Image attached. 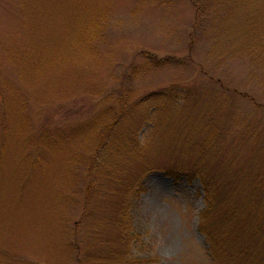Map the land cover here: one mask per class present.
Returning <instances> with one entry per match:
<instances>
[{"label": "rangeland", "instance_id": "obj_1", "mask_svg": "<svg viewBox=\"0 0 264 264\" xmlns=\"http://www.w3.org/2000/svg\"><path fill=\"white\" fill-rule=\"evenodd\" d=\"M220 2L201 20L195 0H0V264H74L67 222L86 234L82 223H95L91 240L113 242L110 207L133 177L136 249L156 264H216L199 232L203 178L238 202L262 196L251 170L264 174V0ZM126 90L123 132L144 154L119 182L100 180L84 222L87 177L72 163ZM155 93L171 94L159 102L172 123L138 125ZM73 129L74 140L45 148V133ZM202 132L197 155L169 143Z\"/></svg>", "mask_w": 264, "mask_h": 264}, {"label": "trees", "instance_id": "obj_2", "mask_svg": "<svg viewBox=\"0 0 264 264\" xmlns=\"http://www.w3.org/2000/svg\"><path fill=\"white\" fill-rule=\"evenodd\" d=\"M197 1V19L206 18V13L210 9L217 10L221 7L220 0L212 3L211 0ZM212 7V8H211ZM83 41V40H82ZM250 45H257L256 38ZM258 46V45H257ZM252 48V47H250ZM148 60L155 58L146 55ZM145 57V58H146ZM155 67L166 65L167 60L155 59L152 61ZM139 69H133L130 73L134 76ZM141 71V70H140ZM165 93V92H164ZM174 93V92H173ZM171 94L155 93L150 99L154 104V109L150 116H144L138 125L153 124L156 125L160 120H166L172 123L169 117L174 113L172 109L160 105V100L165 99ZM186 99V95L184 96ZM129 91L119 95L116 105H112L105 114L106 117L98 123L96 129L95 144L92 145V152L85 159H74L73 163L82 166L87 181L85 187V200L82 203L83 217L82 221L87 222L91 214L87 210L98 203L90 205L92 202V193L100 192L102 188H95L101 182V179H111L119 182L121 169L128 168L144 154V145L139 143L133 133L123 132V123L126 126V112H129L128 101ZM149 100V99H148ZM147 100V101H148ZM186 102V100H185ZM135 108L140 107L145 100L137 101ZM169 117V118H168ZM181 126L180 118H176ZM157 120V121H156ZM121 126L119 127V124ZM208 125V124H207ZM79 131L74 129L63 137L61 132H55L51 135L45 133V148L58 149L62 146V140H74ZM169 136V135H168ZM205 133H180L169 136L171 144H181L186 150H190L197 155L192 148L201 142H205ZM196 142V143H195ZM202 153V152H201ZM204 155V153H202ZM262 166L251 170L253 180L257 185V190L262 194L258 199L250 197V193L244 195V199L236 202L230 195L221 197L222 191L217 185L206 182L203 178L204 186L202 191L205 207L199 215V232L203 235L208 244V254L211 260L216 264H262L264 263V174ZM132 180L128 182L125 189V196L112 204L113 216L111 217V228L116 232L113 242H103L99 238H93L96 235L95 223L86 225L85 228L92 229L87 234L76 230L68 222L65 245L69 253V258L74 264H156L159 259L153 254V250L146 247L145 251L136 249V244L142 246L139 236L135 233L133 226L132 209L133 203L137 200L135 191H131ZM122 183V182H120ZM246 197V198H245ZM100 206V204H99ZM251 209V210H250ZM93 221V220H92ZM76 225V224H75ZM72 226V228H71ZM91 232V233H90ZM96 239V240H95ZM94 242V243H93ZM141 254H140V253Z\"/></svg>", "mask_w": 264, "mask_h": 264}]
</instances>
